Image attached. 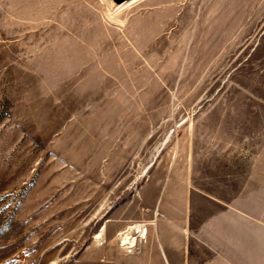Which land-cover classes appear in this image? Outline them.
I'll return each mask as SVG.
<instances>
[{
  "label": "rangeland",
  "instance_id": "1",
  "mask_svg": "<svg viewBox=\"0 0 264 264\" xmlns=\"http://www.w3.org/2000/svg\"><path fill=\"white\" fill-rule=\"evenodd\" d=\"M236 156L264 168V0H0V264H165Z\"/></svg>",
  "mask_w": 264,
  "mask_h": 264
},
{
  "label": "crops",
  "instance_id": "2",
  "mask_svg": "<svg viewBox=\"0 0 264 264\" xmlns=\"http://www.w3.org/2000/svg\"><path fill=\"white\" fill-rule=\"evenodd\" d=\"M244 159L235 157L239 174L219 194L196 190L203 204L186 208L185 224L160 232L165 264H264V168L253 162L244 175Z\"/></svg>",
  "mask_w": 264,
  "mask_h": 264
},
{
  "label": "bare ground",
  "instance_id": "3",
  "mask_svg": "<svg viewBox=\"0 0 264 264\" xmlns=\"http://www.w3.org/2000/svg\"><path fill=\"white\" fill-rule=\"evenodd\" d=\"M131 230H134L138 235L133 236L131 234ZM147 234V227L145 224L137 223L135 225L130 226L128 229L121 231L119 233V239L122 240L123 244H128V246L132 247L135 245L138 237H145ZM100 237V235L98 236Z\"/></svg>",
  "mask_w": 264,
  "mask_h": 264
},
{
  "label": "water",
  "instance_id": "4",
  "mask_svg": "<svg viewBox=\"0 0 264 264\" xmlns=\"http://www.w3.org/2000/svg\"><path fill=\"white\" fill-rule=\"evenodd\" d=\"M115 1L118 2V3H123V2L129 1V0H115Z\"/></svg>",
  "mask_w": 264,
  "mask_h": 264
}]
</instances>
